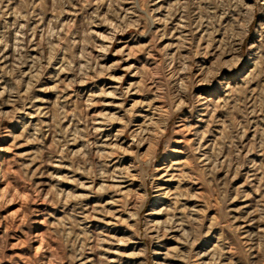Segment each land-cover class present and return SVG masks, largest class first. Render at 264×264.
<instances>
[{"label":"rangeland","instance_id":"1","mask_svg":"<svg viewBox=\"0 0 264 264\" xmlns=\"http://www.w3.org/2000/svg\"><path fill=\"white\" fill-rule=\"evenodd\" d=\"M163 261L264 264V0H0V264Z\"/></svg>","mask_w":264,"mask_h":264},{"label":"bare ground","instance_id":"2","mask_svg":"<svg viewBox=\"0 0 264 264\" xmlns=\"http://www.w3.org/2000/svg\"><path fill=\"white\" fill-rule=\"evenodd\" d=\"M174 44V43H173ZM3 59V58H2ZM116 96V95H115ZM135 105V104H134ZM149 115V114H148ZM144 123V122H142ZM139 125V124H138ZM196 125V124H195ZM142 126V125H141ZM182 129V128H181ZM185 129V128H184ZM202 132V131H201ZM210 133V132H209ZM107 151V150H106ZM183 159V158H182ZM186 160V159H185ZM182 161V160H181ZM180 161V162H181ZM170 165V164H169ZM181 163L179 162H176L175 161V165L173 166V164L166 168V170H164V172H161L160 174V178L162 180V183H159L157 186V191H158V194L161 196V197H165L168 193V191L170 190V187H171V181H173L175 179V177H179L180 176V173H178L177 171L180 170V167ZM180 167V168H179ZM182 170V169H181ZM106 172V171H105ZM122 172V171H121ZM186 172V171H185ZM116 174V173H115ZM118 174V173H117ZM183 175V174H182ZM115 178L112 179V183L111 185L113 187H115L116 189L119 190V192L122 194V193H125L126 191H128V187H132L130 186L132 183H133V178L132 176H130V174H122L120 173V175H116L114 176ZM176 178V179H177ZM164 181V182H163ZM109 184V183H108ZM176 188V187H175ZM169 189V190H168ZM168 190V191H167ZM102 191V190H101ZM171 196V195H170ZM117 199L114 197L113 200H110V203L114 204V202L116 201ZM181 200V199H180ZM176 202V201H175ZM116 204V203H115ZM95 209V208H94ZM99 209V208H98ZM97 209V210H98ZM159 209V208H158ZM161 209H163L161 207ZM96 210V209H95ZM120 210V209H119ZM119 210H115L114 211V214L113 216L115 217L114 219H110L107 221V224L111 223V224H117V222H119L120 219H122V216L118 215V211ZM100 213V212H99ZM104 213V212H103ZM87 214V213H86ZM109 215V214H108ZM86 217V216H85ZM87 219V218H86ZM99 220V218H97ZM103 220V219H102ZM104 221V220H103ZM181 221V220H180ZM184 222V221H183ZM106 224V223H105ZM120 227V226H119ZM173 230V229H172ZM117 236V235H116ZM122 236V235H121ZM170 236V235H169ZM111 237V236H110ZM106 238V237H105ZM112 238H113V235H112ZM108 240V239H107ZM120 241V240H119ZM114 242V241H113ZM111 243V242H110ZM117 243V242H116ZM121 244V243H120ZM169 248V247H168ZM166 252V251H165ZM169 252V251H167ZM160 253V254H159ZM158 254L161 255L162 252H159ZM165 254V253H164ZM167 254V253H166ZM166 256V255H165ZM178 258V257H177ZM115 259V258H114ZM113 260V259H112ZM165 261H163L162 264H167V263H164ZM143 264V263H142ZM158 264H160L158 262Z\"/></svg>","mask_w":264,"mask_h":264}]
</instances>
